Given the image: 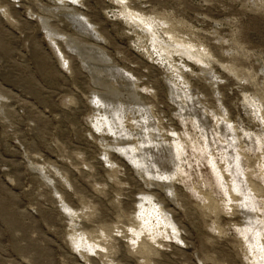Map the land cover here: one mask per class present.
Returning <instances> with one entry per match:
<instances>
[{
    "label": "rangeland",
    "instance_id": "obj_1",
    "mask_svg": "<svg viewBox=\"0 0 264 264\" xmlns=\"http://www.w3.org/2000/svg\"><path fill=\"white\" fill-rule=\"evenodd\" d=\"M263 245L264 0H0V264Z\"/></svg>",
    "mask_w": 264,
    "mask_h": 264
},
{
    "label": "bare ground",
    "instance_id": "obj_2",
    "mask_svg": "<svg viewBox=\"0 0 264 264\" xmlns=\"http://www.w3.org/2000/svg\"><path fill=\"white\" fill-rule=\"evenodd\" d=\"M234 144H235V143H234ZM233 147H234V145H233ZM228 151H230V149H229ZM229 153H231V152H229ZM234 154H235V153H234ZM230 156H231V155H230ZM235 156H236V155H235ZM156 158H157V157H156ZM158 158H159V156H158ZM160 158H161V157H160ZM231 159H232V158H231ZM231 159H229V160H231ZM236 159H237V158H236ZM236 159L234 158V159L232 160V161H234L235 163L233 162V163H234V167H233V169H231V170H233V172L235 171L236 173H238V168H239V167H238V163H236ZM160 160H161V159H160ZM238 160H239V159H238ZM156 161H157V160H156ZM160 165H161V164H160ZM232 165H233V164H232ZM162 168H163V167H162ZM231 168H232V167H231ZM239 170H240V168H239ZM233 172H231V173H233ZM240 172H241V170H240ZM236 175H238V174H236ZM236 177H237V176H236ZM240 177H241V176H240ZM237 178H238V177H237ZM221 180H222V178H221ZM238 180H239V179H238ZM241 180H242V179H241ZM241 180H240V182H243V181H244V180H243V181H241ZM240 182H239V183H240ZM244 183H245V182H244ZM244 183H243V185H245ZM243 185H241V186H242V190H244ZM235 187H236V186H235ZM245 188H246V186H245ZM246 189H247V188H246ZM246 189H245V190H246ZM246 191H247V190H246ZM244 192H245V191H244ZM246 196H247V195H246ZM247 198H248V197H247ZM248 199H249V198H248ZM245 203H246V202H245ZM252 205H253V204H252ZM245 208H246V206H245ZM251 209H252V208H251ZM251 209H250V211H251ZM251 213H252V212H251ZM252 217H253V216H252ZM249 225H251V224H249ZM246 232H247L246 234H248L249 231H246ZM258 232H259V231H258ZM261 232H262V231H261ZM262 233H263V232H262ZM258 235H259V234H258ZM254 238H255V237H254ZM257 239H258V238H257ZM251 240H253V238H251ZM256 241H257V240H256ZM250 242H251V241H250ZM257 242H259V241H257ZM248 243H249V242H248ZM250 244H251V243H250ZM255 244H256V243H255ZM250 246H252V244H251ZM261 246H262V245H261ZM263 246H264V245H263ZM262 251H263V250H262ZM255 258H256V257H255ZM256 259H257V258H256Z\"/></svg>",
    "mask_w": 264,
    "mask_h": 264
},
{
    "label": "snow or ice",
    "instance_id": "obj_3",
    "mask_svg": "<svg viewBox=\"0 0 264 264\" xmlns=\"http://www.w3.org/2000/svg\"><path fill=\"white\" fill-rule=\"evenodd\" d=\"M120 2H121V3H124V2H125V0H120Z\"/></svg>",
    "mask_w": 264,
    "mask_h": 264
}]
</instances>
